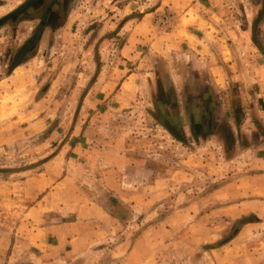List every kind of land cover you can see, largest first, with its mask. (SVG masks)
I'll list each match as a JSON object with an SVG mask.
<instances>
[{"label": "rangeland", "instance_id": "rangeland-1", "mask_svg": "<svg viewBox=\"0 0 264 264\" xmlns=\"http://www.w3.org/2000/svg\"><path fill=\"white\" fill-rule=\"evenodd\" d=\"M27 1L0 0V18ZM59 1L21 61L40 15L0 25V264H264L251 166L188 141L159 104L154 56L119 52L124 22L157 0ZM187 2L244 26L264 60V0Z\"/></svg>", "mask_w": 264, "mask_h": 264}, {"label": "crops", "instance_id": "crops-1", "mask_svg": "<svg viewBox=\"0 0 264 264\" xmlns=\"http://www.w3.org/2000/svg\"><path fill=\"white\" fill-rule=\"evenodd\" d=\"M138 12L123 24L130 32L120 54L127 58L146 46L158 67L155 85L165 94L159 104L166 113L177 111L169 114L171 124L188 127L190 142L216 145L224 163L251 166L245 170L252 194L264 188V60L246 28L213 6L198 9L187 0H157ZM163 16L169 18L161 25ZM241 172L230 180H240Z\"/></svg>", "mask_w": 264, "mask_h": 264}, {"label": "flooded vegetation", "instance_id": "flooded-vegetation-1", "mask_svg": "<svg viewBox=\"0 0 264 264\" xmlns=\"http://www.w3.org/2000/svg\"><path fill=\"white\" fill-rule=\"evenodd\" d=\"M44 0H28L24 5L13 11L12 17L8 20L18 19L28 13L40 15L38 17V27L33 31L29 38L12 55V60L21 61L37 50L43 36L59 22L61 14L59 13V0H50L47 3ZM65 4V0L62 1ZM10 14V13H9ZM28 17V16H27ZM26 18V17H25ZM47 30V31H46Z\"/></svg>", "mask_w": 264, "mask_h": 264}, {"label": "water", "instance_id": "water-1", "mask_svg": "<svg viewBox=\"0 0 264 264\" xmlns=\"http://www.w3.org/2000/svg\"><path fill=\"white\" fill-rule=\"evenodd\" d=\"M18 10V9H17ZM16 12V11H15ZM13 13H10L8 15H5L4 17L0 18V25H2L5 21H7L10 17H12ZM17 65V64H15ZM15 67V66H14ZM168 131H170V133H172L173 135H177L175 129L173 127H169V126H166Z\"/></svg>", "mask_w": 264, "mask_h": 264}, {"label": "trees", "instance_id": "trees-1", "mask_svg": "<svg viewBox=\"0 0 264 264\" xmlns=\"http://www.w3.org/2000/svg\"><path fill=\"white\" fill-rule=\"evenodd\" d=\"M233 103H234V106L237 105V101H236V100H233ZM233 111H234V109H233ZM238 115H239V114H238Z\"/></svg>", "mask_w": 264, "mask_h": 264}]
</instances>
